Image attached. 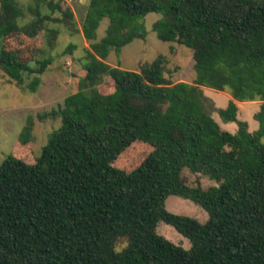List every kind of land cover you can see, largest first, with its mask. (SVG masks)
Here are the masks:
<instances>
[{"label":"trees","instance_id":"obj_1","mask_svg":"<svg viewBox=\"0 0 264 264\" xmlns=\"http://www.w3.org/2000/svg\"><path fill=\"white\" fill-rule=\"evenodd\" d=\"M61 2L0 0V69L20 87L33 75L32 92L51 59L31 67L5 43L44 34L50 46L58 24L72 19ZM151 13L160 15L152 26L158 39L191 50L194 82L167 79L160 55L139 71L110 69L114 91L101 94L92 84L103 61L145 39L140 20ZM103 19L106 34L95 41ZM81 31L91 41L86 75L53 111L59 129L34 163L10 155L0 165V264H264V102L255 131L237 118L236 105L264 101V0H90ZM201 87H228L232 99L216 108ZM214 113L236 132L222 130ZM134 143L150 149L147 157L131 172L116 168ZM186 171L216 185H190ZM172 195L208 219L169 212ZM159 222L190 247L159 235Z\"/></svg>","mask_w":264,"mask_h":264},{"label":"rangeland","instance_id":"obj_2","mask_svg":"<svg viewBox=\"0 0 264 264\" xmlns=\"http://www.w3.org/2000/svg\"><path fill=\"white\" fill-rule=\"evenodd\" d=\"M24 4L32 0H20ZM90 0H62L61 6L71 10L72 19L66 23L58 24V35L48 46L46 36L40 34L37 39H28L22 34L13 35L6 40V47L17 51L20 58L30 62L31 67H36L37 61L51 59V63L39 78L35 92L27 89L33 75L25 76V85L20 87L10 80L0 69V165L10 155L34 163L42 147L47 143L50 135L61 125L59 117L52 116L65 99L80 89L81 81L86 75L84 63L91 41L85 39L81 26ZM160 18L157 13L148 14L140 22L146 31L145 39H134L120 50L110 51L103 61L106 69L92 85L101 94H110L114 91L112 79L107 75L110 69H123L139 71L142 65L154 61L158 56H163L165 63V77L173 83H193L196 78L195 62L190 49L173 42H164L158 39L152 30L154 22ZM108 20L103 19L96 31V40H101L106 34ZM44 41V42H43ZM72 45L70 51L67 49ZM66 52V53H65ZM69 72V75L67 74ZM203 93L212 99L216 108L225 109L231 98V91L225 87L224 91L201 87ZM264 101L255 98L253 101H236L238 107L237 118L248 123V130L255 131L259 128L253 115L260 110ZM222 130L232 132L231 126L235 123H223L217 113L213 114ZM29 127L30 141L20 146V135ZM264 142V138H263ZM134 143L113 163L116 168L125 172L136 169L147 157L150 149ZM18 154H17V153ZM188 183L193 185L199 180L204 189L216 183L205 176L191 174L186 171ZM166 209L177 215L196 218L204 223L208 214L197 204L178 196H169L165 201ZM159 235L185 249L190 247L188 239L178 233L173 227L159 222L156 228ZM125 243L117 245V250Z\"/></svg>","mask_w":264,"mask_h":264},{"label":"crops","instance_id":"obj_3","mask_svg":"<svg viewBox=\"0 0 264 264\" xmlns=\"http://www.w3.org/2000/svg\"><path fill=\"white\" fill-rule=\"evenodd\" d=\"M239 107V106H238ZM239 119V118H238ZM240 120V119H239ZM231 128H232V132H230V133H235L236 132V130H237V126H236V128L234 127V126H231Z\"/></svg>","mask_w":264,"mask_h":264},{"label":"water","instance_id":"obj_4","mask_svg":"<svg viewBox=\"0 0 264 264\" xmlns=\"http://www.w3.org/2000/svg\"><path fill=\"white\" fill-rule=\"evenodd\" d=\"M67 74L69 75V72L67 71Z\"/></svg>","mask_w":264,"mask_h":264}]
</instances>
